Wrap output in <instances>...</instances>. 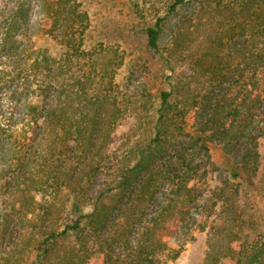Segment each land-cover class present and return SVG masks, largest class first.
I'll use <instances>...</instances> for the list:
<instances>
[{"label": "trees", "instance_id": "1", "mask_svg": "<svg viewBox=\"0 0 264 264\" xmlns=\"http://www.w3.org/2000/svg\"><path fill=\"white\" fill-rule=\"evenodd\" d=\"M184 3L174 0L170 10ZM43 8L49 22L43 31L58 45L57 55L7 30L16 15L5 18L0 9V264H161L167 245L158 231L170 217L191 225V183L214 165L210 143H219L241 170L217 194L229 222L225 236L210 240L203 264H264V174H258L264 0H196L197 32L205 14L209 33L192 51V88L181 89L180 99L177 85L160 93L155 119L145 126L138 117L140 126L129 133L138 136L144 127L139 140L99 185L128 105L116 81L123 58L87 48L90 17L78 0H43ZM164 21L146 30L156 51ZM181 28L174 53L186 52ZM191 111L194 132L177 144ZM163 180L176 184L167 204L157 201ZM239 180L261 198L262 209L238 203ZM259 232L251 244L248 237Z\"/></svg>", "mask_w": 264, "mask_h": 264}, {"label": "rangeland", "instance_id": "2", "mask_svg": "<svg viewBox=\"0 0 264 264\" xmlns=\"http://www.w3.org/2000/svg\"><path fill=\"white\" fill-rule=\"evenodd\" d=\"M78 1L90 17V28L86 37L87 48L101 51L108 57L118 53L123 58V65L118 70L116 81L120 86L122 97L128 101L127 110L119 121L113 134V141L107 149L112 155H109L108 168L102 173V180L97 184L99 185L105 183L102 181L109 178V170H114L118 163L120 165L130 147L139 140L138 137L144 127H139L138 136L132 137L133 135L129 133L136 123L140 126L138 117L140 115L143 117L141 119L145 122V126L147 119L150 123L155 119L156 109L160 106V93L171 91L177 85L175 90L179 93L177 99H180V93L184 91L181 89L192 88V51L198 47L202 48L201 41L209 33L208 16L204 14L199 17L202 22L198 33L194 15L196 0H185L176 11L170 10L174 0ZM0 9H3L5 18L11 17L13 20L16 15L15 26L13 27L14 22H7L5 25L7 30L18 33L20 39H26L24 35L28 37L30 35L32 43L36 46L48 47L53 55L58 54V45L43 31L49 23L48 14L43 8V0H0ZM159 17L164 18L165 21L160 47L156 51L148 45L146 30L153 26ZM184 26H186L184 34L188 38L186 52L174 53L172 51L176 45L178 28L182 29L181 27ZM149 103L153 108L147 112L146 106L150 105ZM149 114L151 116L147 118ZM193 124L194 114L191 111L186 118L184 134L177 139V144H184L187 141V134L194 132ZM150 127L152 126H147ZM210 151L214 165L209 167L207 177L191 183V186L196 188L193 190L196 200L193 203L191 225L182 223L178 216L170 217L165 226L158 231L167 245V248L158 255L161 264H203L210 240L217 241L216 239L222 234H226L224 229H227L229 218L226 215L225 205L222 199H218L217 194L224 181H233L231 172L241 170V167L235 164L234 158L227 154L219 143H210ZM259 151L261 158L258 174L262 176L264 135L259 140ZM253 180L257 183L259 177L254 176ZM239 181L244 191L240 192L238 203L246 205L249 209L255 207L253 212L257 207L262 209L261 198H252L251 193L246 189L248 187L246 181ZM137 184L138 182L134 184V188ZM174 189H176L175 183L163 180L158 186L157 201L165 204L170 202L172 198L170 193ZM2 198L3 193L0 190V213L4 208ZM149 204L150 209H153L155 203ZM63 215L66 218L65 210ZM260 232L258 236L250 234L248 238L251 244L259 238L262 233ZM241 239L245 240V234L241 235ZM72 241L75 242V239L71 238L70 242H63V245L68 247ZM177 253L178 256L174 258Z\"/></svg>", "mask_w": 264, "mask_h": 264}]
</instances>
